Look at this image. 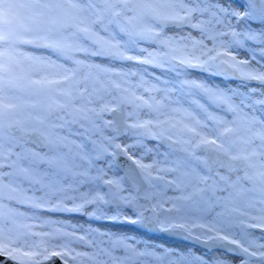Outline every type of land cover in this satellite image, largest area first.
Segmentation results:
<instances>
[{"label":"snow or ice","instance_id":"6c2138e0","mask_svg":"<svg viewBox=\"0 0 264 264\" xmlns=\"http://www.w3.org/2000/svg\"><path fill=\"white\" fill-rule=\"evenodd\" d=\"M246 41L259 55L253 48L248 59L238 58L236 50ZM23 45L48 49L57 59L25 54ZM93 57L133 61L184 79L169 81L142 69L139 82L130 86L128 78L136 72L101 67ZM190 70L237 79L241 87L209 85L189 78ZM26 96L33 99L26 102ZM128 106L137 116L146 110L149 118L125 121L123 133L143 130L137 135L166 140L170 148L180 145L187 154L178 167L167 169L180 172L167 182L180 196L153 202L151 189L160 178L151 171L155 162L145 164L130 154L133 145L114 143L123 133L112 114L124 115ZM105 114L111 119L103 120ZM97 120L116 135L107 144L93 141L91 151L83 152L68 126L84 128V122ZM121 153L146 185L142 189L133 179L128 195L104 168L97 166L91 175L95 161ZM18 204L145 231L180 230L208 245L209 254L150 251L156 246L148 244L141 251L132 236L72 224L31 230L56 221L24 225L28 230L21 231L18 219L25 214L12 207ZM239 217L252 221L247 228L264 232V0H0V264H45L57 257L69 264L70 258L87 255L74 252L70 240L54 243L57 236L86 244L104 238L100 244L107 246H96L107 259L97 264H139L141 257L156 264H231L229 256L239 264H264V243L246 231L239 236L231 231ZM196 228L204 231L197 235ZM33 237H40L39 243ZM214 247L220 255L212 254Z\"/></svg>","mask_w":264,"mask_h":264},{"label":"bare ground","instance_id":"6f19581e","mask_svg":"<svg viewBox=\"0 0 264 264\" xmlns=\"http://www.w3.org/2000/svg\"><path fill=\"white\" fill-rule=\"evenodd\" d=\"M243 2L244 0H237V4H241ZM235 6L237 5H234V7ZM253 27L255 28L256 25L253 24ZM119 38L120 37H118V39ZM124 39H127V37H124ZM145 46L146 45H143V44L141 45V47H145ZM148 47H149V50H153L151 46H148ZM253 48L256 50L257 55H259L260 49L257 46H255L252 42L246 41L245 47L243 49L236 50L238 51V58L248 59L251 55V49ZM20 51L28 55L45 56V57H50L53 60L57 59L54 55L51 54L50 50L45 49V48L35 47L32 45H23L21 46ZM133 54L142 55L141 53H133ZM92 61L95 64H98L104 68L122 70L124 72H129V71L136 72L137 76L128 78L130 86L135 85L139 82V76L141 74L140 70L142 69H147L148 73L152 75H160L162 79L167 78L169 81L178 82L179 80L184 79L183 76L176 77L175 73L167 72V71L162 72L161 69L152 68L148 65L136 64L133 61L112 60V59H108L104 57H93ZM58 62H62V61H58ZM189 78L196 79V80H203L209 85H215L222 89L241 87V81L237 79L224 78L221 76H214V75H210L208 73L196 71V70H190ZM109 79L118 80L119 78L109 77ZM145 79L148 80L149 83L152 82L149 76H146ZM229 79L234 80V82L236 83H231ZM132 90L137 91V94H140V90L135 89V88H133ZM112 91H113V94H115V90H112ZM154 95H159V94L154 93ZM176 95L178 94L173 93V97H175ZM32 99L33 98L27 97V96L24 97V100L26 102L31 101ZM105 99H111V96H106ZM184 107H188V105L184 104ZM145 112L146 110H140L137 116V114L134 112V110L130 106L129 110L126 113H133V115L128 116L126 114L128 124H131L137 118L141 120L148 119L149 117L145 115ZM108 119H111V116H108ZM103 120H104V116H103ZM84 123L85 125L86 124L90 125L88 122H84ZM68 127L72 130L73 133H76L75 135L70 137V139L74 140L77 144H81L83 146L81 151L83 152L91 151V149L93 148V144H92L93 141H96L97 144H100V143L107 144V142L111 140L113 136H115V135L106 136L104 132H100V135L97 137L93 136V131L98 130L97 124L90 125L87 129L86 127L82 128L79 123L71 124ZM109 128L111 127L105 126V129L108 130ZM140 131H143V130L129 128V130L124 135L117 136L114 143H119L122 146L133 145V147H130L128 149L130 154L134 155L136 158L142 159V162L145 164H153L155 162L153 169H151V171L153 172V176L154 177L159 176L157 173L162 174V177H160L159 179H155V180H161V179L163 180L164 177L168 174L173 175L171 178L168 179V181L179 176L180 175L179 171L169 172L167 171V169L176 168L178 167V164L176 163L177 161L187 159V154L184 151L179 150L181 146L179 145L177 147L170 148L169 143H166L164 141L155 140L150 137L137 135V133ZM28 147L35 148L34 145H28ZM149 149H151V151H148ZM197 152L199 155L205 156V153L201 152L200 150H197ZM105 155L107 156L105 157ZM105 155L103 157L104 162L99 163L98 161H95L94 164L91 166L92 167L91 175H95V168L99 166L101 168H104V170L107 172V178L119 179L124 185V188L126 190L129 189L131 187V184L125 183L122 170L119 168L118 165H116L115 169H117L118 171L114 173L113 170H111V168L109 167V165L112 166L115 163L114 159L109 156L110 154H105ZM115 161H116V158H115ZM77 162L80 163V161H77ZM83 163L85 164V167H87L86 162H83ZM170 163H173L174 166H170ZM158 169H164V171H157ZM5 171H8V169H5ZM45 179L47 180L48 178L46 177ZM85 187H87V185H85ZM103 188H107V186H103ZM173 190H174V193L168 197H177L182 194L181 191L176 190L174 187H173ZM153 193L156 194L155 196H161V194H157L158 192L157 193L153 192ZM42 194H43L42 192H36V193L28 192L26 195L27 196L35 195L36 197H39ZM160 199H163V196H161ZM4 203L7 204V201H4ZM19 205L21 207L20 206L15 207L14 205L12 207L15 211H19L25 214L24 217H20L18 219V223L21 226V231L28 230L23 227L24 225H37V224L47 222V221H56L60 223H55V224L44 223L43 227H33L31 230L37 231V232L53 231L55 228L61 227V224H72V225L83 226V228L91 227L93 229H98L99 231H102V232L108 231V232L126 234L129 236H132L138 242L137 246L141 251L144 250L145 244H148V245L156 246L155 248H149L150 251L152 250L158 251L160 248H167L170 250L181 251V252L191 251L197 255H208L209 254L207 248L200 247L192 242L186 241L184 238H176L172 236L162 235L163 232H160V234H157L156 231H153V232L145 231L142 228H139L135 225L110 224V223H106L103 221L89 220L85 216H82L79 214L68 213V212H51V211H46L43 209H34L28 206L27 204H19ZM168 207H170V205ZM125 213L129 216L133 215V214L128 213L127 211H125ZM34 214L35 216L39 218L38 220L25 218V217H31ZM22 222H25V223H22ZM257 229L259 230V228ZM66 230L70 231V229H66ZM77 235H85V233L77 230ZM262 237H264V232L262 234L251 236V238L255 239L258 243H264V238ZM37 238L38 239L36 242L39 243L40 237H37ZM45 239H48V238L46 237ZM91 239H95L96 243L86 244L84 242L76 240L73 237L65 238L62 236H57V238L53 242L57 244H61V243L66 242V240H70L71 243L69 246L74 250V252H80V253L87 254L85 256L76 257L75 259L70 258L69 264H97V261L106 260L107 257L99 253L97 246H96V245H99L100 247H106L107 245L100 244V239H104V238L92 237ZM117 254L119 255L120 253H117ZM212 254L220 255L221 249L213 250ZM89 257H92V259H89ZM228 259L231 262V264H239L238 257L229 256ZM139 264H156V262L150 257H141Z\"/></svg>","mask_w":264,"mask_h":264},{"label":"rangeland","instance_id":"374dc122","mask_svg":"<svg viewBox=\"0 0 264 264\" xmlns=\"http://www.w3.org/2000/svg\"><path fill=\"white\" fill-rule=\"evenodd\" d=\"M229 81L231 82V83H236V82H234V80H231V79H229ZM129 107L130 106H128L127 107V109H126V112L129 110ZM108 114H105L104 115V120H108ZM124 118H123V124L125 125V121H127V123H128V120H127V116H126V113L124 114V116H123ZM96 124H97V128H98V130L97 131H93V136H95V137H97V136H99L100 135V132H104L105 133V135L106 136H109V135H116L113 131H112V129L111 128H109L108 130L107 129H105V126L106 125H104L103 123H102V121L101 120H97L96 121ZM90 125H85V127H86V129L89 127ZM116 126L118 127V125L116 124ZM129 130V128L127 129V131ZM92 133V132H91ZM125 133H123V135H124ZM177 146H179V145H173V147H177ZM109 152H111V149H109ZM121 155H124V154H122L121 153ZM107 155H105V157H106ZM111 158H113L114 159V164L110 167L111 168V170H113V172L114 173H116V171H118L117 169H115V166L117 165L116 164V161H115V158H116V156H112V155H109ZM124 156H126V155H124ZM127 157V156H126ZM98 162L99 163H102V162H104L103 161V159H101V160H98ZM170 166H174V164L173 163H170ZM158 175H159V177H162V174L161 173H157ZM173 175H171V174H168V175H166L165 177H164V179L162 180H154V185H155V187L154 188H152L151 189V191L152 192H158L157 194H161V196H163V198H168V196H171L173 193H174V190H173V186H167V182H168V179L169 178H171ZM117 180H119V179H117ZM106 189L107 188H103V190H105L106 191ZM130 191H132V184H131V187L129 188V189H127V190H125V192H124V195L125 194H129V192ZM161 196H154V199H153V202H156V200L157 199H160L161 198ZM15 207H17V206H20L19 204L18 205H14ZM169 205H165V207H168ZM21 207V206H20ZM124 211H127L128 213H130V214H133V212H132V210L130 209V208H128V207H125V209H124ZM250 211V213L251 214H253V215H256V214H258V211L256 210V209H250L249 210ZM241 220H243L245 223L244 224H241L240 223V221ZM252 221H250L249 219H248V217H239V218H233V221H232V227H231V231L233 232V233H236L237 234V236H239V234L241 233V232H243V231H246L247 233H249V234H251V236L253 235V236H255V235H258V234H262L263 232H262V230L261 229H255V228H247L246 227V224L247 223H251ZM22 223H25V222H22ZM194 231V233L195 234H201L204 230L203 229H200V228H196V229H194L193 230ZM153 232V231H152ZM157 234H160V232H156ZM251 238V237H250ZM33 240H35V241H37V237H33L32 238Z\"/></svg>","mask_w":264,"mask_h":264},{"label":"water","instance_id":"95a60500","mask_svg":"<svg viewBox=\"0 0 264 264\" xmlns=\"http://www.w3.org/2000/svg\"><path fill=\"white\" fill-rule=\"evenodd\" d=\"M112 115L116 116V124L122 130V133H123V129L125 127V125L123 124V118H124L123 115L119 114V112L113 113ZM121 135H123V134H121ZM121 135H119V136H121ZM164 142L169 143L166 140H164ZM205 155H207L208 157H211L213 154L208 153V154H205ZM116 164L122 170L123 176H124V181H125L126 184H132L133 183V179H135V181L141 186L142 189L144 187H146V185H144L143 181L140 180V177L138 175H136V172L130 170L129 166H131V169H135V166L132 165V162L130 160H128L127 157H125L124 155L119 154L116 157ZM162 235L172 236V237H176V238H184L186 241L192 242V243H194V244H196V245H198L200 247H204V248L208 249V245H206L205 243H203L201 241H197L194 237L193 238H188L186 236V234L182 233L180 230H175L173 232H163ZM216 249H219V248L218 247H214L212 249V251L216 250ZM7 264H13V262L8 261ZM45 264H63V262H62V260H60L57 257V258H53L52 260L46 261Z\"/></svg>","mask_w":264,"mask_h":264}]
</instances>
